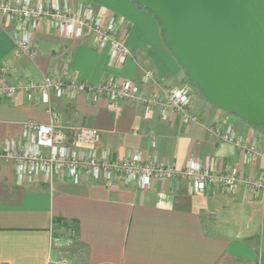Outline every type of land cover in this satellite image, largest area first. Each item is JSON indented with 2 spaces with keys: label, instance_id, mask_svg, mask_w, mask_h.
Here are the masks:
<instances>
[{
  "label": "crops",
  "instance_id": "obj_1",
  "mask_svg": "<svg viewBox=\"0 0 264 264\" xmlns=\"http://www.w3.org/2000/svg\"><path fill=\"white\" fill-rule=\"evenodd\" d=\"M97 15L117 17L131 49L120 66L91 37L57 35L48 22L35 34L38 55L20 57L17 70H0V148L6 138H22L28 120L47 122L46 103L38 92L10 85L41 83L71 63L77 80L101 84L111 80L139 82L145 71L153 78L142 85L146 97L165 88L193 84L174 55L157 16L135 0H71ZM25 28L19 20L0 18V68L12 59L13 33ZM192 111L198 121L181 114L164 117L158 107L146 110L139 100L121 101L119 117L108 109V98L81 94L74 99L52 94L64 127H89L100 132L98 151L125 159L130 153L182 169L189 158H210L218 172L238 169L242 177L264 175V126L252 125L211 103L195 85ZM257 138L263 155L246 160L236 145L223 141L226 124ZM57 219V220H56ZM72 226L78 227L73 237ZM81 245L83 248H80ZM264 264V191L243 184L234 193L216 187L194 194L189 183L157 180L147 189L110 187L56 178L53 183L16 180L14 165L0 167V264Z\"/></svg>",
  "mask_w": 264,
  "mask_h": 264
},
{
  "label": "built area",
  "instance_id": "obj_2",
  "mask_svg": "<svg viewBox=\"0 0 264 264\" xmlns=\"http://www.w3.org/2000/svg\"><path fill=\"white\" fill-rule=\"evenodd\" d=\"M1 17L25 24L24 29L13 33V57L0 68L5 76L17 70L16 62L20 57L38 55L34 41L42 22H48L62 37L93 38L98 48L106 49L120 66L125 65L132 55L117 17H101L84 4L74 9L71 0H0ZM152 78V71H145L139 82L111 80L92 84L73 78L71 63L67 60L59 73L47 75L41 83L10 85L7 91L12 95L20 89L40 93L47 105L49 120L44 123L28 120L23 125L22 138H6L0 148V167L4 163L13 164L18 183L28 178L53 183L60 177L74 183L86 181L110 187L120 180L124 186L143 190L157 180L168 179L189 183L192 192L198 195L216 187L234 193L240 184L255 193L264 191V175L242 177L236 168L218 172L210 158L197 160L191 157L182 169L160 163L157 159H144L142 154L133 152L123 160L113 158L105 149L98 151L101 135L97 129L64 127L58 110L51 104L52 94L70 99L81 94L105 96L109 100L108 109L116 117L122 111L121 101L126 99L144 102L148 112L158 107L164 117L178 113L186 122L199 120L192 111L193 89L190 85L165 88L161 96L146 97L141 93L142 85ZM221 139L241 149L246 160L263 155L258 139L239 134L231 123L223 127ZM55 264L73 263L62 258Z\"/></svg>",
  "mask_w": 264,
  "mask_h": 264
},
{
  "label": "water",
  "instance_id": "obj_3",
  "mask_svg": "<svg viewBox=\"0 0 264 264\" xmlns=\"http://www.w3.org/2000/svg\"><path fill=\"white\" fill-rule=\"evenodd\" d=\"M135 1L211 103L264 126V0Z\"/></svg>",
  "mask_w": 264,
  "mask_h": 264
},
{
  "label": "trees",
  "instance_id": "obj_4",
  "mask_svg": "<svg viewBox=\"0 0 264 264\" xmlns=\"http://www.w3.org/2000/svg\"><path fill=\"white\" fill-rule=\"evenodd\" d=\"M137 2V1H136ZM163 26V25H162ZM163 34L165 35V30H164V27H163ZM166 38V36H165ZM57 220V219H56ZM72 231H73V237L76 238L78 237V227L77 226H72Z\"/></svg>",
  "mask_w": 264,
  "mask_h": 264
},
{
  "label": "rangeland",
  "instance_id": "obj_5",
  "mask_svg": "<svg viewBox=\"0 0 264 264\" xmlns=\"http://www.w3.org/2000/svg\"><path fill=\"white\" fill-rule=\"evenodd\" d=\"M192 85H195V86L197 87V89H199V87H198L196 84L193 83V84H191V87H192L193 91H194V88H193ZM199 90H200V89H199ZM79 247H80V248H83L81 245H79Z\"/></svg>",
  "mask_w": 264,
  "mask_h": 264
}]
</instances>
